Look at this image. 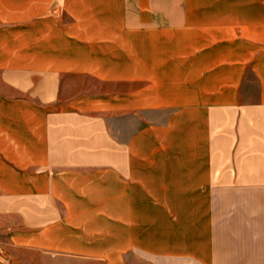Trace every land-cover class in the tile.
Returning a JSON list of instances; mask_svg holds the SVG:
<instances>
[{
    "label": "crops",
    "instance_id": "crops-1",
    "mask_svg": "<svg viewBox=\"0 0 264 264\" xmlns=\"http://www.w3.org/2000/svg\"><path fill=\"white\" fill-rule=\"evenodd\" d=\"M28 253L264 264V0H0V264Z\"/></svg>",
    "mask_w": 264,
    "mask_h": 264
},
{
    "label": "rangeland",
    "instance_id": "rangeland-1",
    "mask_svg": "<svg viewBox=\"0 0 264 264\" xmlns=\"http://www.w3.org/2000/svg\"><path fill=\"white\" fill-rule=\"evenodd\" d=\"M29 258H30V259L32 258V259H31L32 261H29V260H30ZM27 259H28V263H30V264L32 263V264H33V261H34V254H30V253H28V254H27Z\"/></svg>",
    "mask_w": 264,
    "mask_h": 264
}]
</instances>
